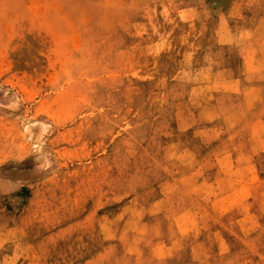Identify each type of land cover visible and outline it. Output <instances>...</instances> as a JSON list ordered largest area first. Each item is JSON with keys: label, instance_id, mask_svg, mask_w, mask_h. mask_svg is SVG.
Segmentation results:
<instances>
[{"label": "rangeland", "instance_id": "obj_1", "mask_svg": "<svg viewBox=\"0 0 264 264\" xmlns=\"http://www.w3.org/2000/svg\"><path fill=\"white\" fill-rule=\"evenodd\" d=\"M0 264H264V0H0Z\"/></svg>", "mask_w": 264, "mask_h": 264}, {"label": "bare ground", "instance_id": "obj_2", "mask_svg": "<svg viewBox=\"0 0 264 264\" xmlns=\"http://www.w3.org/2000/svg\"><path fill=\"white\" fill-rule=\"evenodd\" d=\"M23 146V145H22Z\"/></svg>", "mask_w": 264, "mask_h": 264}]
</instances>
